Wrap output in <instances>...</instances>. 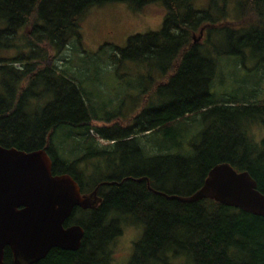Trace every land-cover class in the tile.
<instances>
[{
  "label": "trees",
  "instance_id": "trees-1",
  "mask_svg": "<svg viewBox=\"0 0 264 264\" xmlns=\"http://www.w3.org/2000/svg\"><path fill=\"white\" fill-rule=\"evenodd\" d=\"M113 2L138 11L163 5L162 28L130 36L118 55L155 62L162 79L155 82L158 96L150 106L126 119L108 114L105 120L114 122L94 126L99 114L78 79L45 60L79 35L80 21L91 8ZM225 2L230 0H209L207 8L198 9L194 0H0V47L18 50L0 57V144L25 151L45 148L54 174H71L82 192L98 186L102 198L95 207H75L65 222L84 228L79 249L55 247L34 264H119L117 241L129 225L143 233L126 264H173L181 255L186 264H264L263 217L214 198L182 202L155 192L191 195L213 166L227 162L248 171L264 193V138L255 140L252 127L264 123V97L253 99L263 89L243 97L212 91L223 54L251 53L264 70V0H237L236 21L226 19ZM199 116L213 119L190 142L192 148L174 140L175 151L149 152L143 141L148 135L169 134ZM63 127L82 130L85 156L101 161L120 155L123 162L112 163L114 172L87 189L88 166L78 169V160L66 161L56 151L54 136ZM213 130L221 135L213 137Z\"/></svg>",
  "mask_w": 264,
  "mask_h": 264
},
{
  "label": "rangeland",
  "instance_id": "rangeland-1",
  "mask_svg": "<svg viewBox=\"0 0 264 264\" xmlns=\"http://www.w3.org/2000/svg\"><path fill=\"white\" fill-rule=\"evenodd\" d=\"M223 3L218 2L221 5ZM225 3L228 12L226 19L238 20L240 15L236 5L237 0ZM194 5L198 9H205L209 6V0H194ZM164 15L165 9L160 3L144 11L134 10L128 4L121 2L95 6L81 19L79 35L74 36L62 52H50L45 64L57 63L76 77L85 92L86 101L93 103L95 111L99 114V119L93 121L94 126L110 125L114 122L105 120L108 114H113L115 118L120 119L130 118L156 100L158 94L154 90L155 82L162 79V74L155 62L120 59L118 55L120 48L126 47L130 36L160 30ZM205 38L204 34L200 40L203 42ZM17 53V48L0 47V57H12ZM257 87L263 91H259L254 96L255 100L264 97V70L253 54L248 53L246 57L221 55L220 69L212 87L213 92L220 96L243 97L251 94ZM42 89L43 87H38L37 92ZM35 99L33 98L32 101L34 102ZM213 116L208 122L201 116L194 120H187L177 125L169 134L163 131L154 132L143 141L148 142L151 147L149 152L152 153L165 149L177 150L174 140L182 142L184 147L192 148L190 142L195 143L197 136L209 125ZM252 127L255 140L264 138V123L258 125L255 123ZM81 132L80 128L63 127L54 136V145L62 159L78 160V169L85 170L88 166L87 172H84L87 176L86 188L90 189L94 187L96 181L106 180L104 178L114 172L110 165L123 162V157L113 156L100 161L96 157L85 156ZM212 133L215 138L221 135L220 131L213 130ZM92 134L97 136L95 131ZM99 141L102 144L108 143L102 138H99ZM121 168H118L117 172H122ZM142 233V228L137 225L124 228L123 234L117 241L116 258L119 264H126L128 259L124 260L130 258L133 245L140 239ZM187 261V257L181 255L172 259L171 263L186 264Z\"/></svg>",
  "mask_w": 264,
  "mask_h": 264
},
{
  "label": "water",
  "instance_id": "water-1",
  "mask_svg": "<svg viewBox=\"0 0 264 264\" xmlns=\"http://www.w3.org/2000/svg\"><path fill=\"white\" fill-rule=\"evenodd\" d=\"M97 189L82 193L71 174H54L52 157L45 148L25 151L0 144V264L7 246L16 264L36 263L55 247L79 249L84 228L78 224L66 227L65 222L75 207L92 208L101 201ZM155 192L182 202L214 198L264 218V193L256 179L227 162L213 166L203 186L191 195Z\"/></svg>",
  "mask_w": 264,
  "mask_h": 264
},
{
  "label": "flooded vegetation",
  "instance_id": "flooded-vegetation-1",
  "mask_svg": "<svg viewBox=\"0 0 264 264\" xmlns=\"http://www.w3.org/2000/svg\"><path fill=\"white\" fill-rule=\"evenodd\" d=\"M69 217H70V216H69ZM71 225H74V224H71ZM71 225H69V226H71ZM65 226L67 227L68 225H65ZM6 250H7V251H6ZM8 251L10 252L11 255L7 257L6 254H5V252L7 253ZM6 257L9 259L8 262L6 261V259H7ZM8 259H7V260H8ZM2 264H16L14 253H13V251L11 250V248L8 247V246L5 248V251H4V259H3V263H2ZM32 264H34V263H32Z\"/></svg>",
  "mask_w": 264,
  "mask_h": 264
},
{
  "label": "bare ground",
  "instance_id": "bare-ground-1",
  "mask_svg": "<svg viewBox=\"0 0 264 264\" xmlns=\"http://www.w3.org/2000/svg\"><path fill=\"white\" fill-rule=\"evenodd\" d=\"M92 133H94V129L91 130ZM141 181V180H140Z\"/></svg>",
  "mask_w": 264,
  "mask_h": 264
}]
</instances>
